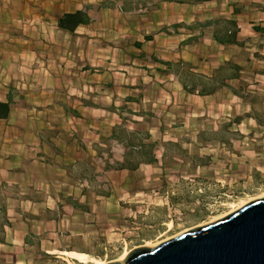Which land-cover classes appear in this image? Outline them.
I'll list each match as a JSON object with an SVG mask.
<instances>
[{
    "label": "crops",
    "instance_id": "obj_1",
    "mask_svg": "<svg viewBox=\"0 0 264 264\" xmlns=\"http://www.w3.org/2000/svg\"><path fill=\"white\" fill-rule=\"evenodd\" d=\"M262 2L0 0V101L10 107L8 117L0 119V184L10 186L8 229H29L33 222L34 226L39 225L45 216L43 211L48 214L45 216L48 229L66 213L93 216L94 206L86 202L88 176L82 174L80 179L76 172L88 165L86 157L89 164L101 165L106 147L121 150V145L109 136L114 125L129 115L127 109L145 113L133 126H126L141 128L139 125L145 123L142 119L148 115L142 108L146 103L158 106L157 102L175 100L179 95L205 99L216 93L199 96L185 91L175 76L161 73L158 67L164 66L151 62V57L193 63V50L198 44L203 53L206 42L215 50L239 48L218 44L207 29L192 40L191 36L201 31L191 28L201 30L208 20L229 17L238 23L237 37L241 38L245 32L251 36L255 33L253 26L264 27ZM234 10L240 11L234 14ZM76 11L84 13V21L74 32L61 29L57 16ZM241 39L248 42L247 36ZM202 56L198 58L204 60ZM216 56L220 58L219 52ZM228 59L222 57L218 64ZM147 110L154 114L160 111L157 107ZM153 120L161 125L159 118ZM159 128H146L151 139ZM142 165L156 167L154 163H143L138 169ZM100 171L104 172L102 167ZM125 176L128 174L120 177ZM121 182L108 180L110 191L103 189L98 197L111 200L113 185L115 188ZM175 185L167 208L183 210L185 196L180 187L187 182L180 180ZM122 193L139 197L134 202L146 209L144 216L138 215L140 220L157 209L151 205V195L144 198L147 194L142 189ZM102 210L103 216L110 215L107 206ZM168 222L167 219L161 224ZM64 251L72 250L45 252L65 255Z\"/></svg>",
    "mask_w": 264,
    "mask_h": 264
},
{
    "label": "rangeland",
    "instance_id": "obj_2",
    "mask_svg": "<svg viewBox=\"0 0 264 264\" xmlns=\"http://www.w3.org/2000/svg\"><path fill=\"white\" fill-rule=\"evenodd\" d=\"M256 35L243 34L242 37L251 39L245 48L215 50L206 42L204 45H207L205 50L208 53H203L198 44L193 50L194 61L189 62L204 73L211 72L219 65L222 57L234 59L246 66L247 70L243 74L245 91L251 95L247 100L234 96L227 88H221L205 99L185 94L176 96L175 100L157 102L158 106L148 103L142 105L148 113V122L139 126L145 129L149 126L160 127L157 133L153 131V139H169L175 143L172 145V158L164 163L165 168L162 169L160 164H156L153 169L142 165L125 178H110L105 172L100 174L101 165L93 162L85 171L89 175H96L89 182L86 198V202L94 206V215L75 216L66 213L58 224H52V228L48 229L50 225L45 221L47 213L43 211L42 215L45 216L39 225L34 226L33 222L28 225L29 229H7L6 243L0 244V264H81L62 254L45 252L63 249L84 251L89 256L109 261L120 257L125 250L130 251L148 241L158 242L182 229L221 215L232 209V203L263 194L264 127L258 126L247 116L252 110L264 113V74L259 72H264V59L253 55L248 58L256 49L264 53V49L258 47L261 38ZM218 52L220 58L216 56ZM199 55L205 56L204 60H200ZM250 99L253 100L251 103ZM156 107L160 109L156 114L147 110ZM132 116L129 114L126 118L131 119ZM151 118H159L161 125ZM236 118L239 120L233 122ZM224 125L227 127L222 128ZM202 130L206 141L197 138ZM211 131H217L215 137H224L226 140L213 139ZM112 149L114 156L111 159L114 160L119 148L113 146ZM161 151V147L156 148L158 155ZM108 180L123 181L115 184V188L113 185L111 200L98 197L103 189L110 191L111 186L106 183ZM180 180L187 182V185L180 187L185 196L182 199L184 208L168 209L167 202L172 200L171 191L177 188L175 184ZM138 188L147 194L144 198L151 195V205L157 208L152 213L147 212L149 217L143 220L138 215L144 216L146 209L142 210L138 207L142 204L134 202L139 197L131 198L122 193ZM7 192L10 194V190ZM119 197L123 199L119 201ZM105 206L110 215L103 216L102 208ZM167 219L168 224H161ZM172 221L173 225L169 228ZM26 239L30 244L26 243Z\"/></svg>",
    "mask_w": 264,
    "mask_h": 264
},
{
    "label": "trees",
    "instance_id": "obj_3",
    "mask_svg": "<svg viewBox=\"0 0 264 264\" xmlns=\"http://www.w3.org/2000/svg\"><path fill=\"white\" fill-rule=\"evenodd\" d=\"M261 7V10L264 11V0ZM239 11L240 10H234V14ZM57 20L58 26L61 29L74 32L75 28L84 21V13L82 11L63 13L62 15L57 16ZM191 29L201 31L199 35H192V40H196L198 36L203 35L206 31L205 29H207L212 32L214 40L224 47L235 45L239 48H245L247 44L246 40L237 37L240 28L234 18L219 17L214 20H208V22L201 27V30L198 27ZM253 30L259 39H263V42H260L258 47L264 49V27L255 25L253 26ZM189 40L190 39H188V41ZM250 40L251 39H248L247 41L249 42ZM188 43H191V40ZM253 56L264 59V54L259 51H254ZM150 61L164 66L158 67V70L161 73L172 74L175 76L182 84L183 89L189 93L199 96H207L215 93L218 89L227 88L234 96H237L242 100H247L249 96H251L245 91L246 83L244 81L243 74L247 70L246 66L240 64L234 59H228L222 64L215 66L209 73L198 72L192 63L182 59L174 62L162 58L151 57ZM259 72L264 74L263 71ZM252 101V99L249 100L250 103ZM9 111V105L0 101V119L7 118ZM126 112L133 115L131 119L123 117L120 124L114 125L109 136V139L121 145V150L119 151V154L116 155V158L112 160L111 158L114 155L111 148H105L107 157L102 159L101 167L103 171L111 178L127 175L138 169L140 164L143 163L160 164V167L164 169V163L168 159L172 158L171 150L172 145L175 143L169 139H151L149 132L145 128H127V124L129 125L134 123L137 118L140 119L145 113L141 111L135 112L130 109H127ZM247 114V116L252 118L258 126L264 127V113L252 110L251 113ZM147 116L142 119L143 122H148V119H146ZM238 120L239 118H236L233 122H237ZM225 127H227V125H224L222 128ZM222 128L220 130H222ZM216 132L217 131L210 132V134L214 136L213 139L222 141L226 140L224 137H215L217 134ZM204 134L205 132L203 130L198 133L197 138L199 141H206L203 138ZM211 140L212 139H209L208 141ZM157 147L162 148L160 155L156 152ZM85 160L88 165L81 166V168H79L76 172V175L77 177L79 175L78 178L82 179V174H86L88 176V181L91 182L92 178L96 175H89L85 171V169L91 166V164L87 162V157ZM8 189L10 190V186L8 187L5 183L0 184V244L6 243L7 229L10 228L11 225L7 207V200L9 197L7 192ZM107 195L108 193L105 194V196ZM33 218L35 220L38 219L37 217ZM49 219L53 220L55 218ZM27 242L29 243L28 240L26 243ZM46 254L50 255L49 253Z\"/></svg>",
    "mask_w": 264,
    "mask_h": 264
},
{
    "label": "water",
    "instance_id": "obj_4",
    "mask_svg": "<svg viewBox=\"0 0 264 264\" xmlns=\"http://www.w3.org/2000/svg\"><path fill=\"white\" fill-rule=\"evenodd\" d=\"M104 264H264V196L155 247L132 248Z\"/></svg>",
    "mask_w": 264,
    "mask_h": 264
},
{
    "label": "bare ground",
    "instance_id": "obj_5",
    "mask_svg": "<svg viewBox=\"0 0 264 264\" xmlns=\"http://www.w3.org/2000/svg\"><path fill=\"white\" fill-rule=\"evenodd\" d=\"M264 196V193L261 194V195H257V196H254V197H250L249 199L247 200H241L239 203H232L231 204V207L232 209H230L229 211L221 214V215H218V216H214L213 218L209 219L208 221H204V222H201V223H197L196 225H193L191 227H188V228H185V229H182L180 232L172 235V236H169V237H166L158 242H151V241H148L147 243H145L143 246H148V247H155L156 245L170 239V238H173L185 231H188L189 229H192V228H195V227H200L202 225H206L208 223H211L213 221H216L230 213H232L233 211L239 209L240 207H242L243 205H245L246 203L252 201V200H255V199H258L260 197H263ZM173 225L172 222L169 223V228ZM125 250V249H124ZM128 250H125L120 257L116 258V260H121V259H124V257L128 254ZM63 254L69 256V257H72L74 259H77L78 261L84 263V264H87L88 262L92 263V264H104L106 263L107 261L103 260V259H100V258H97V257H94V256H89L88 254L86 253H83V252H78V251H64Z\"/></svg>",
    "mask_w": 264,
    "mask_h": 264
}]
</instances>
